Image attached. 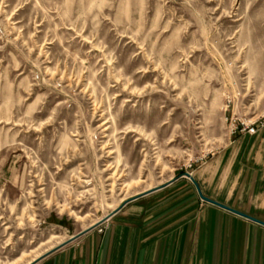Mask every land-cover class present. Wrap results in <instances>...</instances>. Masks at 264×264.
I'll list each match as a JSON object with an SVG mask.
<instances>
[{"label":"rangeland","instance_id":"rangeland-1","mask_svg":"<svg viewBox=\"0 0 264 264\" xmlns=\"http://www.w3.org/2000/svg\"><path fill=\"white\" fill-rule=\"evenodd\" d=\"M263 114L264 0H0V264L193 174Z\"/></svg>","mask_w":264,"mask_h":264},{"label":"crops","instance_id":"crops-1","mask_svg":"<svg viewBox=\"0 0 264 264\" xmlns=\"http://www.w3.org/2000/svg\"><path fill=\"white\" fill-rule=\"evenodd\" d=\"M193 175L205 196L264 221V126L233 134ZM162 185L35 264H264V225L205 201L184 175Z\"/></svg>","mask_w":264,"mask_h":264},{"label":"water","instance_id":"water-1","mask_svg":"<svg viewBox=\"0 0 264 264\" xmlns=\"http://www.w3.org/2000/svg\"><path fill=\"white\" fill-rule=\"evenodd\" d=\"M183 175L186 176V177H188V178H190V179L195 183V185H196V187H197V189H198V191H199L200 196H201L202 199H204L205 201L211 202V203H213V204H215V205H217V206H220V207H222V208H225V209H227V210H229V211H232V212H234V213H236V214H239V215H241V216H243V217H246V218H248V219H250V220H252V221H255V222L259 223V224L264 225V221L261 220V219H259V218H257V217H254V216L249 215V214H247V213H245V212H242V211H240V210H237V209H234V208H232V207H229V206H227V205H225V204H223V203H220V202H218V201H216V200H214V199H211V198L205 196V195L203 194L202 190H201V187L199 186L198 182L195 180V177H194V175H193L192 173H190V172H185ZM163 186H164V185L156 186V187H154V188H152V189H149V190H146V191H144V192H141V193L137 194L136 196H140V195H143V194L149 193V192H151V191H153V190H156V189H159V188H161V187H163ZM136 196H134V197H136ZM134 197H132V198H134ZM132 198H129V199H127L126 201H124L119 207H117L115 210H113L110 214H108L105 218H103V219L100 220L99 222L95 223L94 225L90 226V227L87 228L86 230H83L82 232H80V233H78L77 235L73 236V237L70 238L69 240L65 241L64 243L60 244L59 246L55 247L54 249H52V250L48 251L47 253L43 254L42 256L38 257V258L35 259L34 261L30 262L29 264H35V263H37L39 260H41V259H42L43 257H45L46 255H48V254H50V253H52V252H54V251H56V250L62 248L63 246H65V245H67L68 243L72 242L73 240L77 239V238L80 237L81 235L87 233L88 231L97 228L99 225H101V224H103L105 221H107V220H108L113 214H115L118 210H120V209H121V208H122V207H123V206H124L129 200H131Z\"/></svg>","mask_w":264,"mask_h":264},{"label":"built area","instance_id":"built-area-1","mask_svg":"<svg viewBox=\"0 0 264 264\" xmlns=\"http://www.w3.org/2000/svg\"><path fill=\"white\" fill-rule=\"evenodd\" d=\"M264 126V114L259 117L256 121L253 123L247 122V121H240L239 124L233 128L232 134H235L237 132H249V133H256L259 127ZM99 231L103 232L104 227L100 226Z\"/></svg>","mask_w":264,"mask_h":264}]
</instances>
